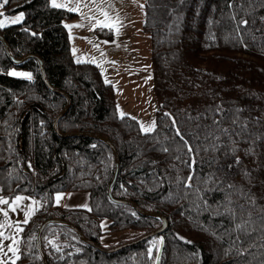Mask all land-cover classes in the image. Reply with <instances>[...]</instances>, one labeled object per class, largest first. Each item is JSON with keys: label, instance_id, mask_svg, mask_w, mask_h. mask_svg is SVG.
I'll use <instances>...</instances> for the list:
<instances>
[{"label": "trees", "instance_id": "16d2710c", "mask_svg": "<svg viewBox=\"0 0 264 264\" xmlns=\"http://www.w3.org/2000/svg\"><path fill=\"white\" fill-rule=\"evenodd\" d=\"M55 5L8 0L3 12L24 15L0 33L15 57L38 55L47 80L69 95L60 131H95L114 143L112 194L164 214L168 226L106 253L48 223L41 233L48 264H154L161 239L160 264H264V0H145L158 101L150 131L121 116L98 64L74 58L64 24L74 12ZM17 66L33 78L12 75ZM65 103L35 58L17 65L0 41V195L35 199L10 264H43L36 235L47 217L70 221L106 248L162 223L110 200L114 156L106 143L54 131ZM60 191L82 192L89 205H58Z\"/></svg>", "mask_w": 264, "mask_h": 264}, {"label": "rangeland", "instance_id": "374dc122", "mask_svg": "<svg viewBox=\"0 0 264 264\" xmlns=\"http://www.w3.org/2000/svg\"><path fill=\"white\" fill-rule=\"evenodd\" d=\"M144 2L55 0L53 4L74 12L72 17L64 20L65 26H72L66 28L74 58L98 64L104 79L114 85L118 112L135 117L142 129H152L158 101L153 90L150 37L143 29ZM0 13L3 14L0 15V21L8 24L13 23V19L22 11L5 13L0 7ZM13 72L27 73L28 76L22 77L33 78L31 70L25 67H14ZM68 198V191L55 193L57 203L65 205Z\"/></svg>", "mask_w": 264, "mask_h": 264}, {"label": "water", "instance_id": "95a60500", "mask_svg": "<svg viewBox=\"0 0 264 264\" xmlns=\"http://www.w3.org/2000/svg\"><path fill=\"white\" fill-rule=\"evenodd\" d=\"M0 41H1L2 45H3L5 53L10 58V60L13 63H15V64H22L28 58H35L37 60L38 66H39L40 77H41L42 81L44 82V84L47 87H49L52 91L60 93V94H62L65 97L66 103H65L64 107L56 114V116L54 117L53 122H52L53 129L58 135H60V136L82 135V136L93 137V138H96V139H99V140L103 141L104 143H106L109 146V148L111 149V151L113 153V156H114L113 176H112L111 180L109 181V184H108V187H107V195L110 198V200H112L114 202H117V203L129 204L130 206H132L140 214L145 215V216L157 217L162 222L158 227L147 231L146 233L138 236L137 238H134L132 240H128V241L119 243L118 245L113 246V247L106 248V247L101 246L99 243H96L94 240L86 237L82 233V231L77 226H75L73 223H71L70 221H68L66 219H63V218H60V217H47L44 220H42V222L40 223V225H39V227L37 229V235H36V237H37V246H38V249H39L43 264H48V262H47L46 255L44 254V251L42 249L41 233H42L43 228L48 223L54 222V223H60V224L68 226L69 228H71L72 230L75 231L77 236L82 241H84L87 244L95 247L96 249H98V250H100L102 252H106V253L114 252L116 250H119L120 248H123L125 246L138 243V242H140V241H142V240H144L146 238H149V237H151V236H153L155 234H159V233L163 232L168 226V220H167V217L164 214H162V213H160L158 211H155V210L144 209V208L140 207L136 202H134V201H132L130 199L118 198V197H115L112 194V185H113V183H114V181H115V179L117 177L118 168H119V155H118V152L116 150V147H115L114 143L106 135L101 134L99 132H95V131H79V130L78 131H68V132L60 131L59 128H58L57 122H58V119L61 116H63L64 113L67 111V109H68V107H69V105L71 103V99H70L69 95L65 91H63V90L55 87L54 85H52L47 80L45 72H44V66H43L42 59L38 55L33 54V53H26V54H23V55H21L19 57H15L11 53L8 43H7L6 39L4 38V36L1 33H0ZM162 243H163V240L161 239L160 243H159V248H158L157 253H156L154 264H160V254H161Z\"/></svg>", "mask_w": 264, "mask_h": 264}, {"label": "crops", "instance_id": "0c3cea01", "mask_svg": "<svg viewBox=\"0 0 264 264\" xmlns=\"http://www.w3.org/2000/svg\"><path fill=\"white\" fill-rule=\"evenodd\" d=\"M17 197L22 199L17 201ZM0 200L7 201L0 203V264H10L18 256L21 224L32 216L35 199L30 194H19L11 198L0 196ZM65 205L88 206L89 200L82 192H70V198Z\"/></svg>", "mask_w": 264, "mask_h": 264}, {"label": "snow or ice", "instance_id": "6c2138e0", "mask_svg": "<svg viewBox=\"0 0 264 264\" xmlns=\"http://www.w3.org/2000/svg\"><path fill=\"white\" fill-rule=\"evenodd\" d=\"M8 2V0H3V4H6ZM53 3H55V0H53ZM3 4H0V7H3ZM56 7H62V5H55ZM0 15H3L2 13H0ZM23 13H21L20 15L16 16L14 19H13V23H16V22H19L23 19ZM107 15V14H106ZM242 23H247L246 21H242ZM4 26V22L3 21H0V27H3ZM77 26H80V25H77ZM105 26H108V27H111L110 25H105ZM66 27H72L71 25H66ZM34 35V34H33ZM12 75H17V76H28L29 74L27 73H17V72H13ZM30 78V76H29ZM124 114L121 113V116H123ZM151 128H145L144 131H150ZM226 131V130H225ZM190 150V149H189ZM17 201L21 200L22 197H17L16 198ZM59 200V197L57 198ZM0 203H7V201H4V200H0ZM86 207V205H85ZM27 222V220H25V223ZM237 228H240L242 227V225H237L236 226ZM14 251V249H13Z\"/></svg>", "mask_w": 264, "mask_h": 264}]
</instances>
